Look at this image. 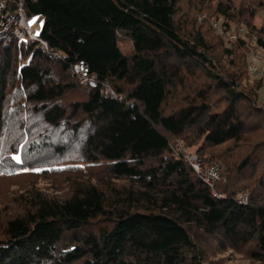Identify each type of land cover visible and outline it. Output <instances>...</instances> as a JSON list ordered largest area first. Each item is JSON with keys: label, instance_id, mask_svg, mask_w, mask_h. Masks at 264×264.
<instances>
[{"label": "trees", "instance_id": "obj_1", "mask_svg": "<svg viewBox=\"0 0 264 264\" xmlns=\"http://www.w3.org/2000/svg\"><path fill=\"white\" fill-rule=\"evenodd\" d=\"M180 1L22 0L58 58L37 43H0V181L94 173L126 185L106 196L83 181L60 200L31 191L25 211L0 226V264H202L192 234L252 245L250 258L264 262L262 157L243 159L244 179L224 191L221 182L210 189L184 159L196 151L213 165L209 149L235 148L257 132L261 87H243L214 62L204 36L176 20ZM5 2L13 13L17 0ZM257 7L219 0L216 13L226 22L253 19ZM251 29L264 50V32ZM79 62L95 87L71 74ZM197 72L207 85L181 95ZM214 91L221 109L212 106Z\"/></svg>", "mask_w": 264, "mask_h": 264}, {"label": "rangeland", "instance_id": "obj_2", "mask_svg": "<svg viewBox=\"0 0 264 264\" xmlns=\"http://www.w3.org/2000/svg\"><path fill=\"white\" fill-rule=\"evenodd\" d=\"M218 1L181 0L178 6L176 20L179 22L183 20L184 23L188 21V30L192 31L194 29V31H199L210 45L209 48L213 52L214 62L230 75L240 77L243 87L254 89L260 85L258 102L259 104H263L264 50L256 46L255 40L257 33L252 32L251 28L253 27L255 31L264 32V0H235V5L237 6L246 3L248 5L251 2L258 4L256 15L253 19L246 18L248 17L246 15L240 19L228 22L216 13ZM27 21L29 26L35 25L38 28L41 26V20L37 17L27 19ZM30 21L34 22L29 23ZM15 28L13 24L7 27V44L12 41H17V37L13 35V33H16ZM237 42H241L243 46L238 47ZM123 48H125V45ZM226 49H230L233 52L231 57L225 53ZM43 50L41 51L45 52ZM47 55L50 56L49 54ZM50 57L56 59L52 55ZM207 83L208 80L205 75L202 72H197L193 78L189 77L188 87L181 95L190 92L192 89L204 87ZM86 85L89 87V84ZM104 86L105 89L112 91L108 84ZM189 87L190 89L192 87V89H188ZM181 90L175 92L173 95H177ZM77 96L79 95H71L72 98ZM210 98L214 109L224 107V97L217 91H214ZM170 104L171 102L169 100L165 106L166 112L173 109ZM230 147L226 146L218 149L215 148V150H208L213 152V156H215L213 160L210 159L209 161L218 167V174H220V171L222 174L221 177L219 176L220 180L218 183L221 182L219 189L222 188L224 191L228 183L236 185L241 183L245 175V170L241 169L242 161L247 157H252L255 155L254 153L259 154L263 159V164L260 165L259 170L261 174L263 173L262 176L264 177V124L261 125L257 132L246 137L241 144L235 148ZM194 153L197 154L196 151ZM197 155L198 157L200 156L199 154ZM91 171L89 170L90 173H92ZM92 174L94 177H87V174L84 173L83 175L86 176L64 174L0 181V226L4 224L7 218L13 217L18 211H25L22 206L31 191H33L32 193H39L43 198L47 197L49 199L60 200L68 197L76 186L83 181H90L93 184L101 186L106 196L110 195V189L113 185L116 188L126 185L123 181L115 182L105 180L98 182V180L103 179L101 178L102 174H98L97 176L94 173ZM242 195H245L248 201V195L246 193H241L238 199ZM192 236L200 247V250H202V264H258L250 258L249 253L252 245L237 247L215 236H204L201 234H197V238H195L194 234ZM220 241H223L224 247L220 246ZM260 264H264V262Z\"/></svg>", "mask_w": 264, "mask_h": 264}, {"label": "built area", "instance_id": "obj_3", "mask_svg": "<svg viewBox=\"0 0 264 264\" xmlns=\"http://www.w3.org/2000/svg\"><path fill=\"white\" fill-rule=\"evenodd\" d=\"M5 0H0V43L3 46H7L8 30L7 27L13 24L16 28V33H13L17 37L18 42L37 43L41 50H45V53L50 56L58 58V55L54 52H48L46 44L41 41L38 36L39 28L35 25L29 26L25 17V13L22 8V0H17L16 9L13 13H7ZM41 46V47H40ZM45 47V48H44ZM43 50V51H44ZM255 69V68H254ZM71 74L78 78L81 83L89 84L90 87H95V78L88 75L87 67L84 63L79 62L72 67ZM106 94L113 96V92L109 89H105ZM177 151H184L181 142L176 144ZM185 162L194 170V172L200 177V179L210 188L214 189L215 185L219 182L218 167L216 165L203 166L202 161L198 155L194 152L184 154ZM215 195V194H214ZM239 202L243 205L247 204V197L242 195Z\"/></svg>", "mask_w": 264, "mask_h": 264}, {"label": "snow or ice", "instance_id": "obj_4", "mask_svg": "<svg viewBox=\"0 0 264 264\" xmlns=\"http://www.w3.org/2000/svg\"><path fill=\"white\" fill-rule=\"evenodd\" d=\"M34 21H30L29 23H33ZM23 147V146H22ZM12 159L17 163V164H19V163H21L22 161H21V157H20V155H13L12 156ZM28 169H24V171H27ZM0 174H3V173H0Z\"/></svg>", "mask_w": 264, "mask_h": 264}]
</instances>
